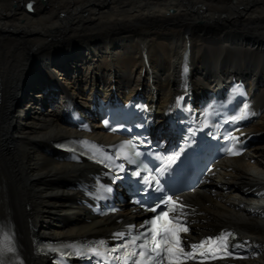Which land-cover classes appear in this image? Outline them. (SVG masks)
Wrapping results in <instances>:
<instances>
[{"label": "bare ground", "instance_id": "1", "mask_svg": "<svg viewBox=\"0 0 264 264\" xmlns=\"http://www.w3.org/2000/svg\"><path fill=\"white\" fill-rule=\"evenodd\" d=\"M185 62L197 92L240 77L254 88L250 132L263 142L223 163L217 199L190 200L199 230L237 229L255 250L238 264H264V0H0V234L17 237L10 264H46L32 258L35 234L99 232L101 221L72 217L81 210L66 182L82 168L54 158L53 142L72 134L64 108L115 90L149 99L163 120Z\"/></svg>", "mask_w": 264, "mask_h": 264}, {"label": "snow or ice", "instance_id": "2", "mask_svg": "<svg viewBox=\"0 0 264 264\" xmlns=\"http://www.w3.org/2000/svg\"><path fill=\"white\" fill-rule=\"evenodd\" d=\"M28 7L31 9V5H28ZM244 107L247 109L248 105L245 104ZM241 118L242 117H236L235 119L239 120ZM105 126H108L107 121H105ZM112 130L116 131L115 128ZM83 143L87 145L88 142L85 141ZM131 146V141H128L127 143L122 144L120 147L123 151L124 149ZM90 147L93 153L99 150L95 145ZM229 151L233 155L239 154L232 149H229ZM135 155L138 156L140 154L135 153ZM105 158L110 159V157ZM175 158H178V154L176 157H170L169 160L171 161ZM129 159L130 162H133L131 161V158ZM119 167L121 171H123V165H120ZM163 171L164 170L161 169V172ZM133 175L140 177L149 188H151L153 183H155V191H163L160 187V181L158 178H150L147 176L141 177L140 171L133 172ZM157 200L159 201L158 203L147 208L148 211L157 213L152 219L146 221V225L148 226L147 231L132 236L126 242L110 249L105 248V241L101 240L98 242L97 247H93L89 249V251L97 257H104L105 252H121L120 256L113 257L119 261L120 264H186L188 260L195 259L197 255L200 257H205L206 254L204 249L209 244L211 238L201 242L199 245H191V250L186 251L181 240V233L187 232L188 228L181 220L170 217V213L174 212L177 207L183 209L184 205L179 204V202L174 200L171 195L158 197ZM161 204H163L167 210H160L158 212V209H161ZM114 236L118 239H123L124 233L117 232L114 234ZM230 236L231 234H225L224 236L217 238L218 241H224L225 243L223 248L217 246L215 249L216 252L223 251L227 254L228 245L226 242ZM102 248L104 251H101ZM4 254H17V248L12 242V238L7 234L4 236L2 249H0V256ZM0 264H4V260L2 258H0ZM20 264H22V262H20Z\"/></svg>", "mask_w": 264, "mask_h": 264}, {"label": "rangeland", "instance_id": "3", "mask_svg": "<svg viewBox=\"0 0 264 264\" xmlns=\"http://www.w3.org/2000/svg\"><path fill=\"white\" fill-rule=\"evenodd\" d=\"M39 5L42 6V3H39ZM32 7H33V6H32ZM32 7H31V10H32ZM62 7H63V6H62ZM63 10H65V9L63 8ZM53 38H55V39H56V38L61 39L60 36H56V37H53ZM53 38H51L50 40H52ZM56 40H57V39H56ZM36 48H37V47H36Z\"/></svg>", "mask_w": 264, "mask_h": 264}]
</instances>
